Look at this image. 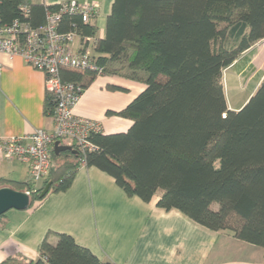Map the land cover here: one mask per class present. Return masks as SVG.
Wrapping results in <instances>:
<instances>
[{
	"label": "trees",
	"instance_id": "trees-1",
	"mask_svg": "<svg viewBox=\"0 0 264 264\" xmlns=\"http://www.w3.org/2000/svg\"><path fill=\"white\" fill-rule=\"evenodd\" d=\"M57 8L0 0V23L20 20L38 28L47 9ZM59 31L79 35L103 76L146 85L116 113L133 125L123 134L93 133V152L53 149L42 190L34 191L31 181L5 179L0 189L29 192V209H35L67 191L85 162L113 177L129 197L149 203L161 192L159 208L264 249V79L239 111L229 110L223 86L225 70L264 40V0H115L104 39H96L94 24L77 15L62 16ZM61 76L83 91L98 78L66 68ZM55 106L46 93L45 114L53 117ZM62 145L76 150L73 143ZM50 235L37 260L11 257L1 264H113L67 234H55V243Z\"/></svg>",
	"mask_w": 264,
	"mask_h": 264
},
{
	"label": "crops",
	"instance_id": "crops-1",
	"mask_svg": "<svg viewBox=\"0 0 264 264\" xmlns=\"http://www.w3.org/2000/svg\"><path fill=\"white\" fill-rule=\"evenodd\" d=\"M69 1L98 4L92 24L97 28L95 38L104 39L115 0H31V3L54 6ZM260 45L259 42L246 51L225 70L227 77L229 74L243 85L245 80L241 76L246 68L236 66ZM74 51H80V39ZM0 67V139L29 136L39 130L51 132L54 120L44 111L45 75L20 56L0 53ZM263 79H249L251 91L247 99L237 107L227 103L229 110L242 109ZM225 85L224 75V92ZM145 89V84L125 78L98 77L84 91L75 115L99 122L101 134L127 133L133 122L116 113L122 112ZM0 179L29 183V167L0 156ZM160 196L161 192L149 203L136 196L129 197L113 177L95 167L81 165L67 191L51 194L35 209L11 210L4 215L0 220V264L11 257L37 260L48 234H52L49 238L52 243L56 242L55 234H67L100 261L113 264H264V249L240 241L229 232L212 231L177 210L159 208Z\"/></svg>",
	"mask_w": 264,
	"mask_h": 264
},
{
	"label": "built area",
	"instance_id": "built-area-1",
	"mask_svg": "<svg viewBox=\"0 0 264 264\" xmlns=\"http://www.w3.org/2000/svg\"><path fill=\"white\" fill-rule=\"evenodd\" d=\"M56 6V10L47 9L45 23L38 28L20 20L9 24L0 23V53L11 57L20 56L31 67L42 72L46 91L54 96L56 102L51 132L39 130L29 136L0 139V156L29 167L34 191L44 187L51 170V152L56 142L73 143L78 153L86 154L97 149L90 141V136L102 132L99 122L75 115V108L84 91L64 81L61 71L65 68L88 71L102 77L103 68L93 59L91 48L80 45V51H74V45L80 39L77 33L59 31L62 16L77 15L84 24H90L97 16L99 6L76 1ZM23 10L28 12L26 8ZM92 42L93 38H86V43L90 45ZM260 43L263 44L264 40Z\"/></svg>",
	"mask_w": 264,
	"mask_h": 264
},
{
	"label": "rangeland",
	"instance_id": "rangeland-1",
	"mask_svg": "<svg viewBox=\"0 0 264 264\" xmlns=\"http://www.w3.org/2000/svg\"><path fill=\"white\" fill-rule=\"evenodd\" d=\"M256 49V48H255ZM252 60H254L252 62ZM240 62V63H239ZM238 62L237 68H246L245 74L241 76L242 79H244L243 85L235 80H233L228 74H226V71L224 72L225 75V93H226V100L227 103L231 107H237L245 102L247 99L250 88L248 87V80L256 78L260 80L262 77H264V43L257 48V50L254 51V53H251L247 55V57L244 59H240ZM247 63L249 64L247 66ZM236 70H232L231 72H235ZM227 77V78H226Z\"/></svg>",
	"mask_w": 264,
	"mask_h": 264
},
{
	"label": "water",
	"instance_id": "water-1",
	"mask_svg": "<svg viewBox=\"0 0 264 264\" xmlns=\"http://www.w3.org/2000/svg\"><path fill=\"white\" fill-rule=\"evenodd\" d=\"M70 151L73 154H78V151L71 146L62 145L60 142H56L54 145V152L60 154ZM50 190L48 185L42 192V197L46 196ZM31 203L30 195L27 192L17 191L10 187L0 189V217L5 215L11 210L24 211L29 209Z\"/></svg>",
	"mask_w": 264,
	"mask_h": 264
},
{
	"label": "bare ground",
	"instance_id": "bare-ground-1",
	"mask_svg": "<svg viewBox=\"0 0 264 264\" xmlns=\"http://www.w3.org/2000/svg\"><path fill=\"white\" fill-rule=\"evenodd\" d=\"M251 91V90H250Z\"/></svg>",
	"mask_w": 264,
	"mask_h": 264
}]
</instances>
